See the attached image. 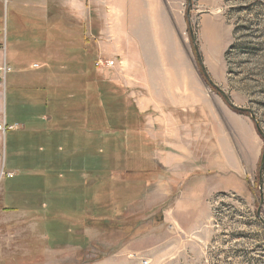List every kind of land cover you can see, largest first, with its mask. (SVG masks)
<instances>
[{
  "label": "rangeland",
  "instance_id": "1",
  "mask_svg": "<svg viewBox=\"0 0 264 264\" xmlns=\"http://www.w3.org/2000/svg\"><path fill=\"white\" fill-rule=\"evenodd\" d=\"M57 3L47 0V7ZM193 5L183 6L185 53L203 83L215 118L210 123L227 128L230 148L247 157L241 190L212 198L204 238L180 239L168 248L175 253L162 256L150 255V225L159 233L161 221L160 206L150 215V203L162 195H150V109H141L150 88L136 86L131 94L115 57L78 46L83 32L66 31L50 8H41L42 18L29 6L31 12L13 14L10 0H0V124L12 126L5 135L0 130V264L103 258L110 264L124 247L138 264H264V227L256 213L264 141L250 113L230 108L203 76L190 36L192 30L196 39L200 28ZM221 15L229 29L225 48L235 46L227 62L224 50L209 61L196 40L198 52L211 81L236 106L250 109L264 133V0H224ZM240 26L247 28L232 39ZM242 43L253 52L239 50ZM206 120L203 133L210 129ZM261 191L264 199V168Z\"/></svg>",
  "mask_w": 264,
  "mask_h": 264
},
{
  "label": "crops",
  "instance_id": "2",
  "mask_svg": "<svg viewBox=\"0 0 264 264\" xmlns=\"http://www.w3.org/2000/svg\"><path fill=\"white\" fill-rule=\"evenodd\" d=\"M10 2L13 14L33 8L42 18L41 8H50L65 20L66 31L83 32L84 38L75 40L78 46L98 47L101 55L115 57L131 94L136 95V86L150 88V102L141 108L150 109V195L162 192L158 202L150 203V215L157 206L161 208L160 232L152 233L154 224L150 225V255L175 253L168 248L180 244V239H203L205 224L211 219L212 198L243 187L241 169L247 155L235 154L230 148L227 128L210 123L215 118L203 83L183 47L186 0H57V7H47V0ZM194 3L191 12L200 15L196 40L212 62L220 58L229 40L221 15L224 0ZM41 18L34 21L41 23ZM147 63L150 70L144 65ZM136 64L142 65L134 70ZM205 119L210 129L203 133ZM125 249L114 254L117 257L109 263L138 264L133 250L126 255ZM106 261L103 258L94 264Z\"/></svg>",
  "mask_w": 264,
  "mask_h": 264
},
{
  "label": "water",
  "instance_id": "3",
  "mask_svg": "<svg viewBox=\"0 0 264 264\" xmlns=\"http://www.w3.org/2000/svg\"><path fill=\"white\" fill-rule=\"evenodd\" d=\"M188 1V5L190 6L191 5V0H187ZM188 15H189V10H188ZM190 36H191V40H192V43L194 45V48H195V52H196V58H197V61L199 63V66L201 68V71H202V74L203 76L206 78V80L209 82V84L214 87L216 89L217 92H219V94L223 97L224 101L226 102V104L232 108L233 110H236V111H240V112H248L250 113V116H251V119L254 123V126H255V129H256V132L257 134L263 139L264 141V133L261 131L259 125H258V122L254 116V114L251 112L250 109L248 108H244V107H240V106H236L232 101L231 99L228 97V95H226V93L221 89L219 88L216 84H214L211 79L209 78L208 74H207V71L203 65V60L198 52V48L196 46V39H195V35L193 33L192 30H190ZM263 168H264V148L262 150V154H261V157H260V160H259V168H258V188L260 190V200H259V205H258V209H257V216L258 218L260 219V222L261 224L263 225L264 227V220L261 218L260 216V209L262 207V204H263V196H262V172H263Z\"/></svg>",
  "mask_w": 264,
  "mask_h": 264
},
{
  "label": "trees",
  "instance_id": "4",
  "mask_svg": "<svg viewBox=\"0 0 264 264\" xmlns=\"http://www.w3.org/2000/svg\"><path fill=\"white\" fill-rule=\"evenodd\" d=\"M231 2V1H233V0H225V2ZM245 1H247V0H245ZM247 27L246 26H240V27H234L232 30H231V37H232V39L234 38L235 39V37H236V34L240 31V30H243V29H246ZM239 45V44H238ZM241 46H238V49L239 50H242V51H244V52H246V53H252L253 52V47L254 46H252V45H250V43H242V44H240ZM235 46H233L232 47V44H230L228 47H227V49L224 51V54H223V56H224V59H225V61L227 62V57H228V53L229 52H231V50H232V48H234ZM228 70H229V68H228Z\"/></svg>",
  "mask_w": 264,
  "mask_h": 264
},
{
  "label": "built area",
  "instance_id": "5",
  "mask_svg": "<svg viewBox=\"0 0 264 264\" xmlns=\"http://www.w3.org/2000/svg\"><path fill=\"white\" fill-rule=\"evenodd\" d=\"M106 62L108 65H112L114 63V61H112V60H107ZM100 63L102 64V59H98L96 64H100ZM5 70H7V69H5ZM10 129H12V126H8L6 124V122H3L2 124H0V130L3 132L4 135H5L6 131L10 130Z\"/></svg>",
  "mask_w": 264,
  "mask_h": 264
}]
</instances>
